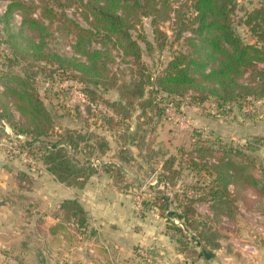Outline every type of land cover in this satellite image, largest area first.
Returning <instances> with one entry per match:
<instances>
[{"label": "rangeland", "instance_id": "rangeland-1", "mask_svg": "<svg viewBox=\"0 0 264 264\" xmlns=\"http://www.w3.org/2000/svg\"><path fill=\"white\" fill-rule=\"evenodd\" d=\"M10 1L0 0V151L5 154L7 171L15 173L21 182L20 185L30 190L33 185L32 178L42 174V170H47L44 162L39 158L41 156L39 149L42 147L40 140L50 141V138L33 139L31 134H18L9 125L12 122L15 126L21 127L26 120L12 104L13 100L6 90L8 80L6 78L10 74L30 78L36 92L55 117L56 132L61 133L65 128H70L82 131V134L88 138L94 133L109 140L111 148L104 155H101L98 149L93 151L91 146H86V144H95L96 139L93 138L82 143V146L86 147L73 152V156L80 160H84V156H89L98 165L100 162H107L123 167L121 171L123 174L117 171L112 179L100 168L99 175L93 177L88 184L111 185L123 191L124 196L118 199L128 200V217L131 218L134 231L146 237L153 235L154 232L161 234V243L165 247L160 248L176 255L174 264H216L219 262L217 259L216 263H211L214 258L205 257L202 253L210 252L215 255L222 246L225 247L226 253L240 249L254 256L255 254L250 253L245 245L256 246L251 243L252 240L249 241L250 235L257 234L260 238H264V182L258 186H250L241 179L236 186L230 184L226 198L229 206L219 209L217 214L211 207L213 200L196 203L198 218L209 223L213 231L217 232L220 246L219 248L205 246L190 232L192 244L200 255L189 260L178 252L174 238L165 234V219L158 211L150 210L145 216H142L141 212L144 209L143 200L153 198L158 190H165L173 197L175 192H181L182 186L203 188L208 186L210 177L207 175L210 173L205 168L193 169L192 166L189 167V162H185L186 158H195L199 162L215 161L210 156L206 159L198 157L196 146L193 145L198 140H202V143L213 142L216 147L240 149L245 156H252L258 164L264 165V130L261 135H254L249 130L252 122L256 123L259 120L260 123L264 122V98L248 97L234 101L209 98L200 101L193 97L194 91L182 97L161 92L157 96L162 100L161 112L157 113L158 115L152 112L140 119V110H134L135 106H131L130 116L125 121H122V117L111 108L112 103L118 104L120 101L126 103L120 98L121 85L139 80L141 73L154 76L167 63L173 50L187 48L185 37L190 36V33L186 31L181 38L175 39V32L179 27L175 16L178 13L184 15L192 12L190 1H172V9L168 10L170 15L161 22V28L170 36L169 45L164 50L158 47L148 49V45L142 41L140 36H144L156 46L151 17L141 16L133 29V35L138 37L144 48L142 56L144 65L141 68H138L132 57L123 55L120 46L114 45L110 40L104 45L105 41L101 36L94 37L91 47L105 51L107 49L110 55L107 62L108 74L115 76L116 85H108V87L103 84L82 82V74L78 70L61 67L58 63L49 60L38 59L31 50L30 43L36 40L39 44L40 39H36V34L29 30L26 23H23L24 18L30 20L33 18L46 27L44 47L46 53L84 61L85 58L77 54L73 48L79 32L77 26L94 28L92 22L95 19L91 10L85 7V3H96L98 0H17L22 7L6 17L4 14ZM232 18L236 32L245 42L264 46V0H235ZM259 72H264V62L257 63L256 70H249L245 75L246 80L251 81L253 76H257L256 81L259 82L262 77ZM86 84L91 90L89 94L84 91ZM149 88L153 90L155 87L149 85ZM7 95L8 99L5 97ZM3 104L10 107L12 114L10 121L6 116L4 118V115H1L5 113ZM106 116L114 117V122L108 124ZM138 126H141L140 130H136ZM128 128L131 130L129 139L125 137L128 134L125 130ZM121 146L128 147L127 152L123 153V157L127 160L125 162L118 159ZM170 155L180 159L182 174L177 186L166 188L158 177L162 171L164 158ZM246 162L250 160L246 158ZM190 194H193L192 190ZM174 205L175 203L169 210L180 213ZM85 213L87 220L81 226L75 217L65 219L66 210L62 211L60 220L65 221L66 231L59 233L58 236L51 235L52 240L49 241L50 250H59L55 256L57 258L55 263L77 264L80 260L73 254L74 250L91 252L90 249L95 248L96 244L105 246L100 228L89 227L88 215L87 212ZM124 213L126 215V212ZM172 217L177 224H181L180 218L175 215ZM151 242L152 239L148 244L136 247L139 264H153L154 252H157L158 247L151 246ZM200 244L204 245L206 251H202L203 247ZM9 251L5 250L6 253ZM17 262L19 263L18 260Z\"/></svg>", "mask_w": 264, "mask_h": 264}, {"label": "trees", "instance_id": "trees-1", "mask_svg": "<svg viewBox=\"0 0 264 264\" xmlns=\"http://www.w3.org/2000/svg\"><path fill=\"white\" fill-rule=\"evenodd\" d=\"M172 1L98 0L96 3H85V7L91 10L89 11L95 19L92 22L94 28L77 26L79 32L73 46L74 51L85 58L84 61L46 53L44 50L46 27L33 18L31 20L24 18L23 23H26L29 30L36 34V39H40L39 44L36 40L30 43L31 50L38 56V59L49 60L58 63L61 67L78 70L82 74V82L95 85L103 84L107 87L108 85L115 86L116 78L114 75L108 74L107 68L110 55L107 49L105 51L91 47L94 37L101 36V39L105 41L104 45L107 44V40H110L114 45L120 46L123 55L132 57L138 68H141L144 65L142 61L144 48L138 37L133 35L134 26L140 21L141 16L151 17L156 46L144 36H139L148 45V49L158 47L164 50L169 45L170 36L161 28V22L170 15L168 10L172 9ZM189 1L193 11L184 15L178 13L175 16V20L179 24L175 32V39L181 38L188 31L190 36L185 37L187 48L181 47L173 50L167 63L154 76L141 73L139 80L120 86V98L126 103L123 104L120 101L118 104L112 103V107H110L122 117V121L129 118L131 106H135L134 110H140V119L152 112L154 115L160 113L162 100H159L157 96L161 92L170 96L182 97L190 91H194L193 97L200 101L209 98L223 101L248 97L264 98V72H259L262 74L259 82L256 81L257 76H253L251 81L245 78L249 70H256L257 63L264 62V46L247 43L236 32L232 18L235 0ZM21 7L20 2L11 0L4 16L12 15L15 10ZM6 79H8L6 90L13 100L12 104L21 116L26 118L25 124L21 127L15 126L12 122L9 125L18 134H31L33 139L50 138V141L40 140L42 147L39 149L41 153L39 158L56 180L69 187L81 189L93 177L99 175L100 168L111 179L116 176L117 171L123 174L121 172L123 167L119 164L115 166L113 163L100 162L98 165L89 156H84V160L73 156V152L86 146H91L93 151L98 149V152L104 155L111 148L109 140L105 136L92 133L88 138L82 134V131L70 128H65L61 133L56 132L54 130L55 117L36 92L30 78L10 74ZM149 85H153L155 88L150 90L151 88L148 89ZM87 87L86 84L84 91L89 94L91 90ZM5 97L9 98L8 95ZM3 109L5 113L1 115H4V118L6 116L10 121L12 116L10 107L3 104ZM114 120V117L106 116L108 124ZM140 129L141 126H138L136 130ZM125 131L128 133L125 137L129 139L130 128ZM93 138L96 139L94 145L82 146V143ZM193 145L196 146L200 159L210 156L215 160L199 162L195 158L185 159V162H189V167L192 166L193 169L205 168L210 173L207 175L210 177L208 186L204 188L182 186L181 192H175L173 197L169 196L165 190H158L153 198L143 200L144 209L141 212L142 216H145L150 210L158 211L159 215L165 219V234L174 238L178 252L184 254L186 260L198 255L196 247L192 244L190 232L194 236L196 235L205 246L211 245L215 248L220 246L217 232L213 231V227L209 223L198 218L196 203L213 200L211 207L217 214L219 209L229 206L226 198L229 194L230 184L236 186L241 179L250 186H258L264 182V165L258 164L252 156H245L242 150L234 147H216L215 143H202V140H198ZM127 148V146L120 147L119 153L121 154L118 156L120 161H127L123 157ZM128 151L130 150L128 149ZM246 158L250 162H246ZM180 165V159L174 155L164 158L158 179L164 183L166 188L177 186L182 174ZM257 166L260 167L257 168ZM191 190L193 194H190ZM174 203L175 209L180 213L169 210ZM61 206L63 210H66L65 219L75 217L81 226L85 224L86 211L78 199H65ZM173 215L180 218L181 224H177L173 220ZM51 231L65 232V221L62 219L52 227ZM172 231L175 233L172 234ZM200 245L203 247L202 251H206L204 245ZM205 253L202 255L207 257Z\"/></svg>", "mask_w": 264, "mask_h": 264}, {"label": "crops", "instance_id": "crops-1", "mask_svg": "<svg viewBox=\"0 0 264 264\" xmlns=\"http://www.w3.org/2000/svg\"><path fill=\"white\" fill-rule=\"evenodd\" d=\"M259 121L249 125L254 135L263 133L264 122ZM5 159V154L0 151V264H57L55 256L59 250H50L49 241L59 234L51 229L61 221V204L65 199L80 201L87 212L89 227L100 228L105 245L96 244L91 252L74 250L73 254L80 260L77 264H101V261L103 264H139L135 249L148 244L151 239V246L158 247L153 264H174L176 255L162 249L165 246L161 243V234L154 232L146 237L134 231L128 217V200H119L124 196L120 189L100 184L71 188L56 180L47 170L32 178L30 190L25 189L15 173L7 171ZM249 237V241L257 246L254 256L240 249L226 253L222 246L215 255L206 252L207 257L214 258L211 263H216L217 259L216 264H264V238L257 234ZM6 249L10 251L6 253Z\"/></svg>", "mask_w": 264, "mask_h": 264}, {"label": "built area", "instance_id": "built-area-1", "mask_svg": "<svg viewBox=\"0 0 264 264\" xmlns=\"http://www.w3.org/2000/svg\"><path fill=\"white\" fill-rule=\"evenodd\" d=\"M263 235H264V231H263ZM246 247V249L250 252V253H252V254H256L257 253V248H256V246H254V245H252V244H248V245H245Z\"/></svg>", "mask_w": 264, "mask_h": 264}]
</instances>
